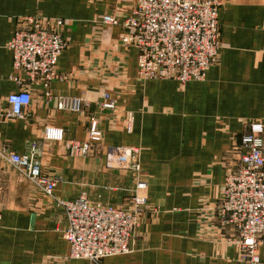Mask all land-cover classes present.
Listing matches in <instances>:
<instances>
[{
	"label": "crops",
	"instance_id": "0c3cea01",
	"mask_svg": "<svg viewBox=\"0 0 264 264\" xmlns=\"http://www.w3.org/2000/svg\"><path fill=\"white\" fill-rule=\"evenodd\" d=\"M218 1L219 59L203 81L182 83L141 78L138 52L120 39L122 28L103 23L106 14H129L135 0H0V264H250L228 244L234 230L219 225L217 204L240 162L246 126L264 123V0ZM29 15L65 20L68 45L48 94L15 72L8 49ZM22 90L31 103L22 118L11 117L7 98ZM105 92L115 109H102ZM92 119L101 141L87 156L69 155L65 145L86 141ZM47 126L63 128L64 141L45 140ZM33 141L43 171L58 180L53 195L9 161ZM120 148L139 149L146 215L130 252L99 262L75 258L58 202L85 194L92 203L129 208L137 180L126 166L109 165ZM259 255L264 264V248Z\"/></svg>",
	"mask_w": 264,
	"mask_h": 264
},
{
	"label": "built area",
	"instance_id": "2783aa9c",
	"mask_svg": "<svg viewBox=\"0 0 264 264\" xmlns=\"http://www.w3.org/2000/svg\"><path fill=\"white\" fill-rule=\"evenodd\" d=\"M220 3L218 0H135L129 14L103 16L105 24L122 28V42L138 52V70L143 79H174L182 83L203 81L218 61L221 49ZM65 20L29 15L21 18L8 49L15 72L29 82L39 83L48 94L50 84L59 78L58 59L67 47L63 36ZM13 79L21 82L20 76ZM11 117L22 118L31 103L28 91L12 93L7 98ZM78 107V100L71 102ZM63 101L59 106H63ZM102 109L116 107L109 93H103ZM45 140L64 141L63 128L47 126ZM98 121L92 119L86 141H69L65 147L71 156H87L93 144L101 141ZM138 153V149H133ZM239 164L227 173L221 202L217 206L219 225L231 227L234 236L228 244L235 246L242 261L260 262L264 248V123L250 122L240 138ZM41 150L33 141L24 154H10L9 161L37 187L53 195L58 180L42 168ZM131 168L139 172L136 164ZM146 184L138 182L145 189ZM143 194L133 197V208L90 202L85 194L71 200H59L67 225L63 232L71 255L92 262L131 251L132 239L139 224L138 213L146 204ZM0 206V221H1Z\"/></svg>",
	"mask_w": 264,
	"mask_h": 264
},
{
	"label": "rangeland",
	"instance_id": "374dc122",
	"mask_svg": "<svg viewBox=\"0 0 264 264\" xmlns=\"http://www.w3.org/2000/svg\"><path fill=\"white\" fill-rule=\"evenodd\" d=\"M219 16H220V11H219ZM219 22H220V19H219ZM64 25H65V23H64ZM221 29V28H220ZM64 36V35H63ZM65 38V37H64ZM66 40V39H65ZM67 41V40H66ZM220 41H221V39H220ZM219 54H220V52H219ZM111 96V95H110ZM112 97V96H111ZM113 98V97H112ZM115 101V100H114ZM133 149L134 148H130V149H115L114 151H118L119 153H121V155L119 156V157H117L116 158V156L114 157H110L109 158V165L112 167V168H120L119 166H121V167H124V166H126V168L133 174V176L136 178V180H137V182H136V188H135V192H134V194L132 195V198H131V201H130V207L129 208H125V207H122V206H114V207H120V208H123V209H125V210H128V211H130V210H132V208H133V197L135 196V195H137V194H143V195H145L146 196V198H147V202H146V204L142 207V210H141V212L139 211V213H138V218H139V224H138V226L140 225V222H141V219L146 215V211H147V209H146V207H147V204H148V196H147V189H148V184H147V182L145 181V180H143V178H142V166H141V164H140V161L138 160V155H139V149H138V153L136 152V153H134L133 152ZM112 151V150H111ZM113 151V152H114ZM128 156V157H127ZM133 163V166L134 165H136V164H139V166H140V170H139V172H136L135 170H133L132 168H131V164ZM122 169H125V168H122ZM140 181H142V182H144L145 184H146V186H145V189L143 190V189H141L140 187H138V182H140ZM224 181H225V179H224ZM224 184V183H223ZM221 199H222V197H221ZM220 202H221V200H220ZM219 202V203H220ZM218 203V204H219ZM96 204H101V203H96ZM218 204H217V206H218ZM101 205H103V204H101ZM108 206H112V205H108ZM1 215H2V208H1ZM2 219V218H1ZM138 228V227H137ZM137 228H136V230H137ZM136 230H135V232H136Z\"/></svg>",
	"mask_w": 264,
	"mask_h": 264
}]
</instances>
